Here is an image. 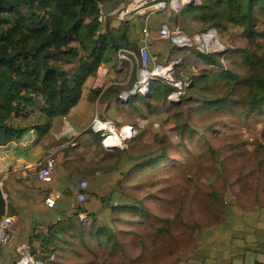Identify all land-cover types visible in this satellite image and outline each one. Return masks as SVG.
Wrapping results in <instances>:
<instances>
[{"label":"rangeland","instance_id":"374dc122","mask_svg":"<svg viewBox=\"0 0 264 264\" xmlns=\"http://www.w3.org/2000/svg\"><path fill=\"white\" fill-rule=\"evenodd\" d=\"M125 2L103 5L104 19L114 22L113 15L123 9ZM107 14L112 15L105 17ZM159 18H183L173 24H180L190 38L202 30L185 7L177 14L171 10L157 13L151 20ZM141 19L127 20L133 25L130 39H141ZM253 27L259 34L255 43L241 37L242 27L227 25L223 33L219 31L224 48L230 50L219 60L225 69L242 78L254 72L264 75V66L247 63L254 53L264 63L263 15L255 14ZM148 35L149 40L155 36L153 30ZM159 42L167 46L154 53L158 63L181 60L175 78L187 83L182 99L191 97L198 102L180 100L170 105L159 91L156 99L146 97L150 107L136 97L122 105L113 100L106 109V119L116 122L118 106L124 109L125 124L137 132L125 151L106 150L97 135L82 134L79 141L90 139L95 144V148H85L94 156L86 168L90 165L106 182L102 187H89L85 179L88 186L84 206L92 210L94 221L74 218L70 225L57 229L62 240L52 246L57 250L50 251L54 256L51 264H218L223 252L233 254L234 245L252 240L250 235L264 239V110L244 115L226 108L197 110L201 100L220 97L225 88L219 83L211 85L209 91L189 93L191 78L210 67L192 50H178L168 42ZM113 64L112 60L106 65L111 69ZM115 74L108 81H119L122 91L131 87L129 78L134 82L136 79V71L129 76L126 67L121 80ZM244 94L245 89L240 88L236 96ZM95 111L96 102L85 96L67 115L49 122L48 137L64 128L66 140H75L79 129L76 117L80 125H86ZM187 129L194 130L190 137ZM162 153L166 157L160 159ZM59 183L64 186L65 177H60ZM90 191L97 192V197L88 196ZM115 206L131 209L120 211ZM256 218L258 221H254Z\"/></svg>","mask_w":264,"mask_h":264},{"label":"trees","instance_id":"16d2710c","mask_svg":"<svg viewBox=\"0 0 264 264\" xmlns=\"http://www.w3.org/2000/svg\"><path fill=\"white\" fill-rule=\"evenodd\" d=\"M115 1L0 0V149L25 139L31 131L36 133L37 138L45 136L50 130L49 122L68 114L81 100L88 80L96 78L102 66L109 61H114L112 70L121 75L118 77L121 80L125 67L116 70V54L120 49L137 52L139 39H130L133 25L117 18L120 11L113 15L114 22L102 16V6ZM185 10L200 22V32L214 28L221 42L224 40L219 31L223 33L227 25H231L242 27L241 37L255 43L259 35L253 27L255 14L264 16V0H201L198 5L185 6ZM109 15L112 14L105 17ZM142 31L143 27L141 35L139 33L141 38ZM192 51L199 61L210 68L191 78L188 92L209 91L211 85L219 83L225 88L220 97L201 100L197 110L212 112L226 108L239 110L237 115L264 110V75L254 72L242 78L225 69L219 59L230 52L228 48L211 55ZM252 57L247 59L248 64L264 66L255 53ZM128 83L132 86L134 81L129 78ZM105 85L90 89V96L100 103L112 99L119 102L122 90L118 85H111L103 91ZM240 88L245 89V94L236 96ZM158 91L163 92V99L170 104L167 96L173 88L154 81L151 84L152 100L157 98ZM134 97L150 107L145 97L132 96L131 102ZM181 100L198 102L191 97L187 101ZM188 131L190 137L194 130ZM87 132L91 133L90 130ZM165 157L163 153L159 156L160 159ZM156 161L158 159L149 167L154 166ZM96 193L90 191L87 194L97 197ZM84 203H78L74 216L79 220V215L84 214L91 223L94 215ZM115 207H119L120 211L131 209L129 206ZM6 210L0 187V217ZM53 227L57 230L63 224L58 222ZM48 243L43 240L40 247L31 252L35 254L39 251L41 259H48ZM262 245L264 242H258V246Z\"/></svg>","mask_w":264,"mask_h":264},{"label":"crops","instance_id":"0c3cea01","mask_svg":"<svg viewBox=\"0 0 264 264\" xmlns=\"http://www.w3.org/2000/svg\"><path fill=\"white\" fill-rule=\"evenodd\" d=\"M181 20L183 21V18L171 21L160 18L149 20L147 27L149 30H153L155 34L153 38L148 39L152 55L156 52L160 53V47L162 49L167 46L161 45V42H159L160 39L157 33L159 26L164 24L172 26L175 21L180 22ZM140 41L141 39H139L137 46L140 45ZM114 74V71L112 68H108V65L102 66L96 78L88 80L86 83L81 100L85 96H89L91 100H94L90 96L89 90L99 87L103 83L106 84L103 91L111 85L121 86L122 84L116 83V81H108L114 78ZM116 76L118 78L121 75L117 74ZM113 100L115 99L104 103L94 100L97 111L93 113L88 121L89 123L86 125H80V119L76 117L79 129L75 140H66L64 128L56 129L52 133L53 135L48 137L49 130L41 138H37L36 133L31 131L25 139L0 149V187L6 201L7 211L14 218L13 225L8 230L10 240L0 253V264H13L17 257V249L20 246L26 245L31 251H34L40 247L43 240L49 241L48 247L50 251L56 252L57 247L52 246L58 244L62 237L53 225L58 222L67 225L75 218L78 182L87 179L89 187L92 184H98L100 187L105 185L106 180L104 177L99 176L94 168L91 170L89 164L86 168V164L94 156L91 157L90 151L86 152L85 148L90 146L95 148L94 142L90 139H82L81 141L79 139L83 137V133H88V127L95 114H100L101 116L98 115L100 118L106 119V109L111 107ZM80 101L75 105L76 107ZM116 109L118 120H116V123L119 125L125 124L124 109H120L118 106H116ZM81 128L84 130L81 131ZM49 151H53L52 157L55 161V171L52 181L44 184L37 180L36 173L38 167L49 156ZM63 167L65 172L61 174ZM60 177H65L66 184L64 186L59 183ZM51 193H58L60 198L54 208L49 209L44 204V198ZM257 219L254 221H258ZM250 236L248 238L252 240L243 241L239 246L234 245L236 250L233 254L229 255L227 252H223L224 256L218 264H264V245L258 246V242H264V239L260 240L253 235Z\"/></svg>","mask_w":264,"mask_h":264},{"label":"built area","instance_id":"2783aa9c","mask_svg":"<svg viewBox=\"0 0 264 264\" xmlns=\"http://www.w3.org/2000/svg\"><path fill=\"white\" fill-rule=\"evenodd\" d=\"M123 9L118 13L119 20H128L139 17L143 19L144 28L141 43L137 52L129 49H120L117 52L116 69L121 70L126 67L129 76L135 70L136 79L133 85L127 90L122 91L119 95L121 104L127 103L132 96L147 97L151 95V84L154 81L173 88V91L167 96L169 103L179 102L184 95L187 83L175 78V69L181 60H171L167 64L158 63L155 56L152 55L148 45L149 29L147 23L153 15L171 10L175 14L188 5H198L201 0H125ZM160 40L168 42L170 46L178 50H194L204 55L221 53L225 50L217 31L214 28L199 32L193 38L188 37L183 31L180 24L160 25L157 30ZM88 129L100 139L104 149L115 148L121 151L128 150L131 142L136 137V129L129 124L118 125L116 122L100 118L97 114L92 118ZM53 151H49V156L43 164L38 167L36 178L39 182L48 184L52 181L55 171V161ZM88 183L80 180L77 184L78 192L76 201L82 204L86 201ZM58 193L48 194L44 198V204L47 208L52 209L59 200ZM81 221L86 220L84 214L79 215ZM14 218L6 210L0 217V253L4 246L10 240L8 233L9 228L13 225ZM39 251L35 254L26 246H20L17 249V257L13 264H49L54 261L51 255L48 259H41Z\"/></svg>","mask_w":264,"mask_h":264},{"label":"water","instance_id":"95a60500","mask_svg":"<svg viewBox=\"0 0 264 264\" xmlns=\"http://www.w3.org/2000/svg\"><path fill=\"white\" fill-rule=\"evenodd\" d=\"M188 6H190V5H188ZM148 97H150V96H148ZM177 103L178 102L170 103V105H177ZM107 150L113 151V150H115V148H108Z\"/></svg>","mask_w":264,"mask_h":264}]
</instances>
